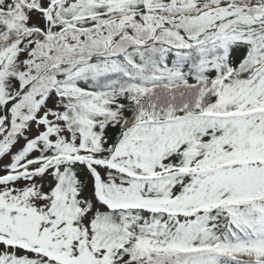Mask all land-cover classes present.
I'll return each mask as SVG.
<instances>
[{"label":"snow or ice","instance_id":"obj_1","mask_svg":"<svg viewBox=\"0 0 264 264\" xmlns=\"http://www.w3.org/2000/svg\"><path fill=\"white\" fill-rule=\"evenodd\" d=\"M0 264H264V0H0Z\"/></svg>","mask_w":264,"mask_h":264}]
</instances>
